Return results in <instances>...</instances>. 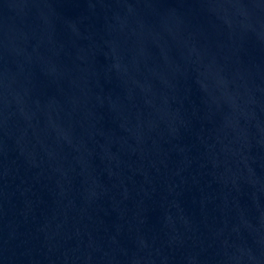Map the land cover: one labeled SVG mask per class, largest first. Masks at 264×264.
Instances as JSON below:
<instances>
[{
	"label": "water",
	"instance_id": "95a60500",
	"mask_svg": "<svg viewBox=\"0 0 264 264\" xmlns=\"http://www.w3.org/2000/svg\"><path fill=\"white\" fill-rule=\"evenodd\" d=\"M0 264H264V0H0Z\"/></svg>",
	"mask_w": 264,
	"mask_h": 264
}]
</instances>
